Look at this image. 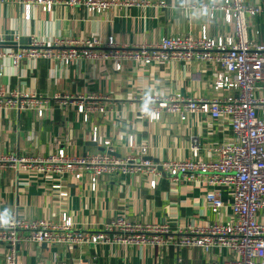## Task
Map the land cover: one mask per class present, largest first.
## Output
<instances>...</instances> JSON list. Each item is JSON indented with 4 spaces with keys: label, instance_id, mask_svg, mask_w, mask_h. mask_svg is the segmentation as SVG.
I'll use <instances>...</instances> for the list:
<instances>
[{
    "label": "crops",
    "instance_id": "obj_1",
    "mask_svg": "<svg viewBox=\"0 0 264 264\" xmlns=\"http://www.w3.org/2000/svg\"><path fill=\"white\" fill-rule=\"evenodd\" d=\"M150 0L143 7H112L94 14L81 7L56 5L51 11L32 9V17L24 18L18 3H0V36L6 46L26 47L32 37L53 41L56 37L114 36L122 43H154L173 35L199 36L203 29L212 37L228 35L233 27L221 12L210 17L201 5L217 0ZM194 4L197 9H190ZM264 32V18L262 22ZM22 40V41H21ZM214 64L170 61L149 66L126 62L117 71L111 62L76 61L66 66L46 58L25 59L20 68L0 58V89L37 93L48 101L47 110L39 117L34 110H0V152L22 155H46L59 147L71 154L85 155L105 151L103 141L111 140L114 154L131 152L128 139L148 146L147 157L155 162L177 160L191 155L189 137L200 136L202 158H216L218 143L234 137L231 125L209 115L192 113L182 120L176 113L163 112L155 121L139 117L142 95L157 92L164 97L182 93L190 98H213L225 95L217 91ZM73 95L89 104L88 95L98 96L106 112L89 113L88 121L77 106L64 104L54 96ZM137 97V99H133ZM97 128L98 140L93 141ZM135 152L136 151H132ZM150 176H103L92 189L89 174L79 180L69 175L53 176L18 174L11 169L0 171V211L17 210L28 219L60 222L67 214L76 225L97 231L112 217L126 215L136 222H167L173 229L187 224L226 221L231 217L229 192L222 190L226 205L213 213L205 202V188L196 182L172 185L167 176L160 177L155 188ZM61 184L60 190L53 186ZM66 191L61 197L59 192ZM7 249L0 246V264H6ZM231 253L223 248L205 252L192 247L177 250L173 246H122L109 244L52 245L22 244L17 264H225Z\"/></svg>",
    "mask_w": 264,
    "mask_h": 264
},
{
    "label": "built area",
    "instance_id": "obj_2",
    "mask_svg": "<svg viewBox=\"0 0 264 264\" xmlns=\"http://www.w3.org/2000/svg\"><path fill=\"white\" fill-rule=\"evenodd\" d=\"M18 3L24 18L32 17V9L42 7L51 11L56 5L81 7L99 14L112 7H143L150 0H0ZM158 5L166 7L161 0ZM192 4L190 9H197ZM215 18L221 12L224 21L233 27L228 35L212 37L207 29L199 36L173 35L154 43H122L114 36L56 37L53 41L32 37L26 47L15 38L16 49L6 46L8 39L0 36V58L8 59L20 68L25 59L46 58L69 66L76 61L111 62L117 71L126 62L142 66L170 61L214 64L213 86L227 91L213 98H190L182 93L164 97L157 92L142 95L139 117L159 120L163 112L176 113L182 120L192 113L209 115L227 121L234 137L217 144L216 158H202L204 144L198 135L189 137L191 155L177 160L155 162L148 158V146L137 143L133 135L128 139L131 152L114 154L111 140L103 141L105 151L71 154L59 147L46 155H22L0 152V171L11 169L18 174L49 175L58 179L69 175L79 180L89 174L92 189L103 176H150L151 187L160 177L167 176L171 184L196 182L205 188L204 199L213 213L226 205L222 190L229 192L231 217L226 221L179 226L167 222H136L124 214L112 217L97 231L86 230L64 214L58 223L49 219H28L15 209L0 211V246L7 249L6 264H17L18 248L22 244L52 245L109 244L122 246H151L177 250L197 247L205 252L223 248L231 253L225 264H264V0H217L201 5ZM64 104L77 106L88 121L91 112H106L105 103L98 96L88 95L93 102L86 104L73 95L54 96ZM137 99V97H133ZM48 106L45 97L34 92L0 89V110H34L43 117ZM92 140H98L97 128ZM132 151H136L132 152ZM61 184L53 186L60 190ZM61 197L66 191L59 192ZM8 223L5 225L4 221Z\"/></svg>",
    "mask_w": 264,
    "mask_h": 264
},
{
    "label": "clouds",
    "instance_id": "obj_3",
    "mask_svg": "<svg viewBox=\"0 0 264 264\" xmlns=\"http://www.w3.org/2000/svg\"><path fill=\"white\" fill-rule=\"evenodd\" d=\"M4 223H5V225L8 223L7 219H5Z\"/></svg>",
    "mask_w": 264,
    "mask_h": 264
},
{
    "label": "water",
    "instance_id": "obj_4",
    "mask_svg": "<svg viewBox=\"0 0 264 264\" xmlns=\"http://www.w3.org/2000/svg\"><path fill=\"white\" fill-rule=\"evenodd\" d=\"M22 41V40H21Z\"/></svg>",
    "mask_w": 264,
    "mask_h": 264
}]
</instances>
